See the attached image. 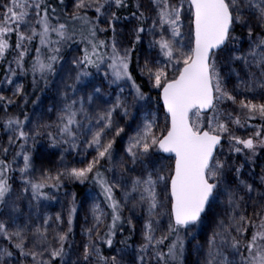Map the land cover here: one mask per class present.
Instances as JSON below:
<instances>
[{
	"label": "snow or ice",
	"instance_id": "obj_1",
	"mask_svg": "<svg viewBox=\"0 0 264 264\" xmlns=\"http://www.w3.org/2000/svg\"><path fill=\"white\" fill-rule=\"evenodd\" d=\"M0 132V264H264V0H0Z\"/></svg>",
	"mask_w": 264,
	"mask_h": 264
},
{
	"label": "rangeland",
	"instance_id": "obj_2",
	"mask_svg": "<svg viewBox=\"0 0 264 264\" xmlns=\"http://www.w3.org/2000/svg\"><path fill=\"white\" fill-rule=\"evenodd\" d=\"M153 95H155V93H153ZM6 137L3 136V133L0 132V141H3L5 140ZM41 143H46V141H41ZM259 169H257L258 171ZM74 185L70 186V188L68 189L69 192H72V191H75L76 194H77V191L75 189H73ZM93 194L96 192V191H91ZM89 193L90 191H86L84 194L80 195L78 194L77 196V203L78 204H81L82 203V207L81 209L79 210V215H78V218H77V221H76V225H75V240L77 243H79L84 237L82 235V228L83 227H87L88 224H85V221H84V217L86 215V212H87V209L91 203L90 199H89ZM61 200V203H52L51 207H49L47 209V211L51 214V213H55L57 211H61V204H66L67 203V199H69L70 197L66 198L65 195H64V191L62 190L60 193L57 194ZM45 203H49V202H45ZM127 215V213H126ZM90 221H91V218L89 217V224H90ZM135 223V221H134ZM139 239V236L138 234L136 236L133 237V240L130 241V243L133 244V246H135V243L138 241ZM201 239H203V236H201ZM195 259V256L194 255H189L188 256V260H189V264H191V262Z\"/></svg>",
	"mask_w": 264,
	"mask_h": 264
},
{
	"label": "trees",
	"instance_id": "obj_3",
	"mask_svg": "<svg viewBox=\"0 0 264 264\" xmlns=\"http://www.w3.org/2000/svg\"><path fill=\"white\" fill-rule=\"evenodd\" d=\"M37 94H39V93H37ZM30 108H31V106H29V109ZM72 188L77 191V196H78V194H80V195L84 194L86 191H93V192L98 191L97 189L93 188V186H91L89 184L79 185V186L74 185ZM119 246L120 245H117V247H119ZM105 254H109L107 249H105Z\"/></svg>",
	"mask_w": 264,
	"mask_h": 264
}]
</instances>
